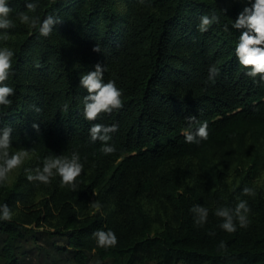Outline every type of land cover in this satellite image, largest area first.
<instances>
[{
  "label": "trees",
  "instance_id": "trees-1",
  "mask_svg": "<svg viewBox=\"0 0 264 264\" xmlns=\"http://www.w3.org/2000/svg\"><path fill=\"white\" fill-rule=\"evenodd\" d=\"M26 2L39 5L30 15L63 22L40 36L15 18ZM253 2L10 0L16 27L0 47L15 52L6 82L15 95L0 106V128L10 126L11 151L28 149L31 159L0 185V205L14 213L0 220V264H264V86L239 65L244 30L231 27ZM205 14L220 24L200 33ZM97 64L104 82L121 89L123 107L87 121L80 76ZM213 65L219 75L210 83ZM202 122L208 139L187 143L183 130ZM93 123L118 125L114 153L91 140ZM73 153L84 165L75 192L59 176L48 185L27 180L25 169ZM241 200L250 225L227 233L214 210ZM197 204L209 208L202 227L191 211ZM97 230H112L118 244L98 247Z\"/></svg>",
  "mask_w": 264,
  "mask_h": 264
},
{
  "label": "clouds",
  "instance_id": "clouds-1",
  "mask_svg": "<svg viewBox=\"0 0 264 264\" xmlns=\"http://www.w3.org/2000/svg\"><path fill=\"white\" fill-rule=\"evenodd\" d=\"M144 0H140L143 3ZM27 11L16 13V19L21 24L31 29L38 30L40 36L47 38L51 35L55 26L63 21L52 13L47 14L42 20L39 16H33L29 13H35L39 7L36 2H26ZM13 8L10 0H0V39L7 41L9 38L8 30L16 27L12 18ZM214 24H220V17L212 15H202L200 17L197 30L200 33L207 32ZM234 29H243L235 46V57L239 65L246 69L245 75L264 86V0H254L250 7H245L238 15L235 22L231 25ZM228 26L224 25V31H228ZM94 52H100L96 45ZM15 52L7 47H0V106L9 107L12 100L9 97L15 95V89L6 83L10 76L14 75L13 59ZM39 67V66H37ZM105 68L100 64L95 65L93 71L80 76V87L86 89L87 96H84L83 116L87 121H95L101 114H111L114 110L123 107L122 91L113 80L104 82L103 74ZM219 75V69L216 66H210L208 69V82L214 83ZM67 105H65V109ZM40 112L39 108H35ZM190 123L196 121L195 116L188 117ZM32 127L38 132L39 125L33 123ZM118 131V125L106 126L99 123H93L89 129L90 138L93 142L99 140L102 144L101 152L110 155L116 151L115 146L109 142L112 135ZM13 129L8 127L0 128V185H7L12 182V174L20 169L26 161L31 159V153L28 149L11 151L13 146ZM183 135L187 143H199L200 140L208 139V124L202 122L194 130L184 129ZM84 165L81 163L78 153H73L71 157L67 156H48L43 161V166L35 170L25 169L26 178L30 182L48 185L55 176L60 178V187H68L72 191L77 190V178L81 176ZM245 196L254 197L256 192L253 188L245 187L243 189ZM90 207L99 209L101 205L95 201ZM195 216V225L202 227L207 223L209 208L202 205H195L191 209ZM215 216L222 219L219 227L227 233H235L237 224L240 228H247L250 225L249 216L251 208L246 200H241L235 208L220 207L215 208ZM14 213L8 204L0 205V220L11 222ZM214 235V233H209ZM96 244L100 248H113L118 244V238L112 230H97L93 233ZM221 250H226V244L221 241L219 244Z\"/></svg>",
  "mask_w": 264,
  "mask_h": 264
}]
</instances>
